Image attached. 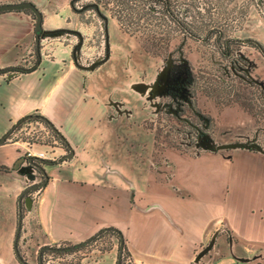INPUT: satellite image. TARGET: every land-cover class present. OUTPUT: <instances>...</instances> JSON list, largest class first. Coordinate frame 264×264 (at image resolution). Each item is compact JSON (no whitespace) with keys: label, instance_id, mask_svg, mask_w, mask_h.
<instances>
[{"label":"crops","instance_id":"0c3cea01","mask_svg":"<svg viewBox=\"0 0 264 264\" xmlns=\"http://www.w3.org/2000/svg\"><path fill=\"white\" fill-rule=\"evenodd\" d=\"M29 1L42 14V29L67 27L59 6ZM34 39L30 13L0 11V138L23 116L38 114L73 155L41 164L36 180L45 183L29 202V192L19 199L29 186L27 169L14 168L26 145L10 135L0 143V264H21L13 251L19 205L17 248L28 262L37 261L42 245L79 243L106 228L78 264H117L121 239L132 264H195L206 257L211 264H264V125L257 146L168 147L165 163L152 164L147 133L132 131L133 110L145 101L137 71H84L73 65L66 43L42 53L29 71L9 70L20 67ZM258 80L264 88V78ZM103 241L108 245L100 250Z\"/></svg>","mask_w":264,"mask_h":264},{"label":"rangeland","instance_id":"374dc122","mask_svg":"<svg viewBox=\"0 0 264 264\" xmlns=\"http://www.w3.org/2000/svg\"><path fill=\"white\" fill-rule=\"evenodd\" d=\"M50 1L61 8L67 30L34 39L20 67L34 64L36 49L41 56L66 43L73 65L84 71L105 66L137 71L135 80L145 101L133 110L132 131L147 133L152 164L164 162L162 154L168 147L195 152L199 144L201 150L259 145L264 106L257 96L264 95V88L258 78H264V59L246 40V31L264 44V23L253 21L255 16L264 19V0H169V14L151 0ZM70 2L77 8L96 2L100 14L91 9L73 12ZM248 17L251 21L244 29ZM184 66L193 76L181 88L177 67ZM21 125L42 144L40 150L54 152L57 157L51 163L67 155L63 140L44 121L30 119ZM194 127L205 133V140L199 142ZM20 135L28 136L23 131ZM32 172L27 173L30 180L42 179L36 167ZM107 245L103 241L96 246L102 250ZM121 253L119 263L126 255ZM209 260L195 264H211Z\"/></svg>","mask_w":264,"mask_h":264},{"label":"water","instance_id":"95a60500","mask_svg":"<svg viewBox=\"0 0 264 264\" xmlns=\"http://www.w3.org/2000/svg\"><path fill=\"white\" fill-rule=\"evenodd\" d=\"M14 9H29L31 10V12L34 14V23H33V30H34V34L37 36L38 39H40V37L43 36L44 34V30L41 28V23H42V14L39 11V9H37V7L35 6V4L32 1L29 0H24V1H17V2H6V3H0V11H6V10H14ZM49 126L53 129L54 132H56L57 134H60L58 132V130L56 128H54L50 123ZM12 129H10L11 131ZM10 131L8 133H6L3 137L0 138V143H2L4 141V139L8 136V134L10 133ZM235 144H225L223 146H229L232 147ZM219 148L221 146H218ZM73 155V151L70 150L69 153L67 155H63L61 156L60 160H65L67 158H70ZM24 161V157L20 156L15 165L14 168L19 169L20 172H24L26 171V169H28V166H20L21 162ZM27 162L31 165L36 167L37 169H42V167L38 164H36L33 159L31 157L27 158ZM45 183V181H41L39 183L33 184V185H29L26 188H24L22 190V192L19 195V199L21 198V196L24 193H27L29 191H32L40 186H42ZM29 202H30V197L27 196ZM26 206H29V204H25ZM21 206H18V221H17V228H16V234L15 237L13 238V251H14V256L15 258L21 263V264H29L28 261H26L25 259H23L20 256L19 250L17 248V237L19 236V229H20V221H21ZM106 228L100 229L98 232L92 234L89 238L83 240L82 242L79 243H75V244H71V245H65V246H45L42 245L39 250H38V254H37V264H42L41 261V254L43 251H51V252H65V251H69V250H73L76 248H80L83 245L89 243L92 239H95L103 230H105ZM120 254H121V250H122V239L120 240ZM119 254V257H120ZM119 257H117V264H119Z\"/></svg>","mask_w":264,"mask_h":264},{"label":"built area","instance_id":"2783aa9c","mask_svg":"<svg viewBox=\"0 0 264 264\" xmlns=\"http://www.w3.org/2000/svg\"><path fill=\"white\" fill-rule=\"evenodd\" d=\"M260 94H261V89L259 90ZM258 99H261V104H263L264 106V95L263 96H257ZM26 127L22 126L21 124L17 127V128H12V130L9 133V139H15V140H21L25 143L26 147H25V151H24V155H22L24 157V160L26 161V165L28 166L27 172H30L32 174H34L35 172H32V170L34 169V166H31L28 162H27V158L31 157L33 159V161L38 164V163H42V162H47V163H51L56 159V155L54 154V152H52L50 154V152L48 153L46 150H38L37 148H35V145L38 144L37 142V138L33 135V133L30 132V130L25 129ZM27 130V131H24ZM23 133H25L26 136L24 139H21V135ZM55 150V148H54ZM39 165V164H38ZM29 185H33L36 183H39V181H37L35 178L30 180H28ZM40 188V187H38ZM38 188L29 191L30 194V198L31 201L34 202L36 194H37V190ZM60 246V245H58ZM60 256L54 254V252L51 251H43L41 254V261L42 264H78V262L80 261V259L86 255V253H81V249L80 250H75L71 253H64L63 255L59 254ZM122 255V253H121ZM119 264H132L131 260L129 258V256L124 255L121 259V262Z\"/></svg>","mask_w":264,"mask_h":264},{"label":"trees","instance_id":"16d2710c","mask_svg":"<svg viewBox=\"0 0 264 264\" xmlns=\"http://www.w3.org/2000/svg\"><path fill=\"white\" fill-rule=\"evenodd\" d=\"M151 1H153V2H155V3H159V4H161L162 5V8L169 14V10H170V7H169V5H170V3H169V0H151ZM118 3H122V0H118ZM70 7H71V10L73 11V12H76V13H78V12H81V11H83V10H89V9H91V10H93V11H95L96 13H98V14H100V10H99V5H98V3H96V2H89V3H83L82 4V6L80 7V8H77V7H75L74 6V4H73V2H70ZM22 10H24V11H26V12H28V13H30L31 15H32V17H34V14L31 12V10H29V9H22ZM44 30V34H43V36L44 35H49V34H51V35H54V34H56V33H59V32H61V31H64V30H67L66 28H56V29H53V30H51V29H43ZM35 39H37V40H39L38 38H37V36L35 35ZM37 40H36V43H37ZM246 40L250 43V44H252L253 45V47L256 49V50H258V52L262 55V56H264V45H262L261 43H259L258 41H255V40H253V39H249V38H246ZM39 53H38V50L36 49V56H35V61H34V63L36 64L37 62H38V60H39ZM32 67L33 66H31V67H28V68H23V67H17V66H14V67H11V68H9V70H16L17 72H26V71H29L30 69H32ZM178 69V71L179 70H181V71H179V72H181V73H179V78H181V88L182 87H185V85H187L188 83H190L191 82V80H192V74L190 73V69L186 66H184V68L182 69V68H180V67H177ZM177 71V72H178ZM1 72V71H0ZM264 91V90H263ZM264 93V92H263ZM170 110H177L176 109V107H172ZM199 117H201V118H203L202 120L203 121H206L207 120V118L206 117H202V115H199ZM30 119H32V120H34V119H39V120H42V121H44L47 125H48V127L50 128V129H52L50 126H49V121H48V119L47 118H45V117H43V116H41V115H38V114H35V115H32V114H28V115H25V116H23L22 118H20L19 120H18V122H16V123H14V125L12 126V128H17L21 123H23V122H26L27 120H30ZM53 130V129H52ZM194 132H195V134L197 135L196 136V138H199V142L201 141L200 139H202V140H205L206 138H205V133L204 132H202V130L200 131V128L198 129V131H197V128H195L194 127V130H193ZM56 133V132H55ZM57 134V133H56ZM9 135V134H8ZM61 139H63V136L61 135V134H57ZM205 139H204V138ZM198 150L197 151H195V152H198V151H200L201 150V145L199 144V146H198ZM107 230H111V231H114L113 233H116V234H118V231H116V230H113V229H111V227H109V228H107ZM98 237V236H97ZM97 237L95 238V239H97ZM94 239V240H95ZM93 240V239H92ZM87 244H89V243H87ZM87 244H85V245H83L82 247H80V248H76V249H73V250H69V251H65V252H61V251H58V252H54V254H59V253H61V254H64V253H71V252H73V251H75V250H80V249H83ZM69 245H71V244H69ZM61 246V245H60ZM190 264H192V263H190Z\"/></svg>","mask_w":264,"mask_h":264},{"label":"flooded vegetation","instance_id":"af4514ba","mask_svg":"<svg viewBox=\"0 0 264 264\" xmlns=\"http://www.w3.org/2000/svg\"><path fill=\"white\" fill-rule=\"evenodd\" d=\"M38 171L42 172L43 170H42V169H41V170H40V169H38Z\"/></svg>","mask_w":264,"mask_h":264}]
</instances>
